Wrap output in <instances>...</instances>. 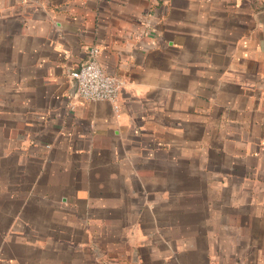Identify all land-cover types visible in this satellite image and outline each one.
Instances as JSON below:
<instances>
[{"label": "crops", "instance_id": "obj_1", "mask_svg": "<svg viewBox=\"0 0 264 264\" xmlns=\"http://www.w3.org/2000/svg\"><path fill=\"white\" fill-rule=\"evenodd\" d=\"M0 264H264V0H0Z\"/></svg>", "mask_w": 264, "mask_h": 264}, {"label": "built area", "instance_id": "obj_2", "mask_svg": "<svg viewBox=\"0 0 264 264\" xmlns=\"http://www.w3.org/2000/svg\"><path fill=\"white\" fill-rule=\"evenodd\" d=\"M98 50L91 51V59L70 73L76 82L78 97L86 102H110L119 109L121 82L106 72L95 60Z\"/></svg>", "mask_w": 264, "mask_h": 264}]
</instances>
